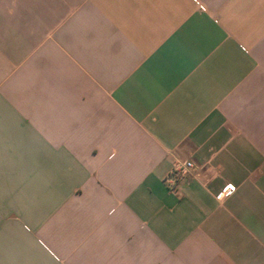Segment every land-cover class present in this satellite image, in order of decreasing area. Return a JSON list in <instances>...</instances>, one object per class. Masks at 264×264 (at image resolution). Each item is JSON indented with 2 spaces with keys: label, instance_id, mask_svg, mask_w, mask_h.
Here are the masks:
<instances>
[{
  "label": "crops",
  "instance_id": "0c3cea01",
  "mask_svg": "<svg viewBox=\"0 0 264 264\" xmlns=\"http://www.w3.org/2000/svg\"><path fill=\"white\" fill-rule=\"evenodd\" d=\"M0 264H264V0H0Z\"/></svg>",
  "mask_w": 264,
  "mask_h": 264
},
{
  "label": "built area",
  "instance_id": "2783aa9c",
  "mask_svg": "<svg viewBox=\"0 0 264 264\" xmlns=\"http://www.w3.org/2000/svg\"><path fill=\"white\" fill-rule=\"evenodd\" d=\"M197 166L193 160H185L179 163L175 169L174 173L168 177V183L177 184L179 180L186 179L194 174ZM236 187L233 185H228L224 193L235 191Z\"/></svg>",
  "mask_w": 264,
  "mask_h": 264
}]
</instances>
